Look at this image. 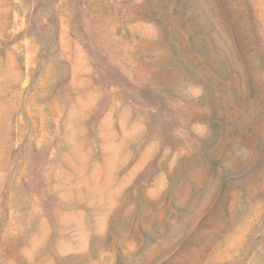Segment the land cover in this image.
I'll return each mask as SVG.
<instances>
[{
    "label": "rangeland",
    "instance_id": "374dc122",
    "mask_svg": "<svg viewBox=\"0 0 264 264\" xmlns=\"http://www.w3.org/2000/svg\"><path fill=\"white\" fill-rule=\"evenodd\" d=\"M0 264H264V0H0Z\"/></svg>",
    "mask_w": 264,
    "mask_h": 264
}]
</instances>
